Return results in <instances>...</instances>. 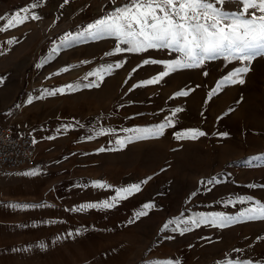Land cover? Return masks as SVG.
I'll return each mask as SVG.
<instances>
[{
	"label": "rangeland",
	"instance_id": "1",
	"mask_svg": "<svg viewBox=\"0 0 264 264\" xmlns=\"http://www.w3.org/2000/svg\"><path fill=\"white\" fill-rule=\"evenodd\" d=\"M36 2L0 0V17L5 18L0 26ZM127 2L39 0L30 10L39 19L0 31V126L35 136L37 166L26 170L35 171L30 176L37 203L46 205L38 207L36 223L0 233V264H264V220L226 227L201 224L183 234L172 230L175 224L163 229L169 220L238 216L255 201L264 203V160L251 159L264 155V56L250 65L222 57L205 61L149 85L143 82L166 69L143 61H172L180 54L168 49L117 53V47L128 45L111 36H85L61 46L66 34L76 36ZM223 8L237 10L230 3ZM245 65L250 71L242 74L243 84L226 85L208 98L223 77ZM97 71L103 79L89 75ZM69 84L78 87L46 94ZM180 91L189 94L176 96ZM178 108L182 111L173 115ZM169 120L157 138L123 148L116 144L133 135L125 129ZM191 129L206 135L177 138ZM95 181L110 187L97 188ZM133 184H140V191L117 199L111 208L75 210L111 202L117 189ZM241 197L252 201L241 204ZM146 204L154 207L144 209ZM140 211L147 215L137 218Z\"/></svg>",
	"mask_w": 264,
	"mask_h": 264
},
{
	"label": "snow or ice",
	"instance_id": "2",
	"mask_svg": "<svg viewBox=\"0 0 264 264\" xmlns=\"http://www.w3.org/2000/svg\"><path fill=\"white\" fill-rule=\"evenodd\" d=\"M225 3L234 4L237 10L229 11L223 8ZM39 5V0L28 7L17 11L6 19V25L0 26V31H6L9 28L18 27L29 19H39L40 17L32 14L31 9ZM0 19H5L0 17ZM85 36L98 39L105 36L116 37L122 44L128 45L126 48H116V52H143L148 49H168L180 54L179 59L172 61H149L144 60L143 64L162 63L165 71L158 76L144 81V84H156L163 77L170 73L184 68H196L204 64L205 61L224 58L231 62L233 60L243 62L253 61L256 57L264 56V0H128L123 6L115 8L114 11L106 16L96 20L86 26L83 32L76 36L66 34L60 41L61 46L69 47L76 41L82 40ZM13 43V41H8ZM57 51L52 49L53 54ZM111 54V53H109ZM236 68L227 76L223 77L217 83L216 89L209 93V99L217 94L224 86L230 84H243L245 81L242 74L250 71V66ZM41 65H37L40 67ZM122 65H116L121 67ZM65 68L62 71H68ZM110 71V69H105ZM135 71V69H134ZM99 79H103L100 71L89 73ZM207 75V73H205ZM139 86V85H137ZM77 86L72 84L47 91L49 96L57 93L63 94L66 90H76ZM85 87H98V84H88ZM186 91L177 92L176 96H187ZM33 102L32 98L27 100L28 104ZM182 109H175L173 115ZM171 121L167 124H160L155 127L125 129L126 132H132V136H126L116 140L120 148L125 147L128 143L135 140L157 138L163 134L166 126H170ZM100 133H98L99 135ZM206 133L199 129L188 130L183 136L177 138L197 139L205 136ZM222 135H227L226 133ZM98 151H105L100 148ZM253 161L264 160V155L251 158ZM29 174H36L35 171ZM148 179H151L149 177ZM211 182V181H209ZM94 186L97 188L110 187L104 182L95 181ZM147 183V180L142 181ZM202 183H204L202 181ZM140 191V184H133L127 188L117 189V195L110 201L101 203H90L81 205L76 211H83L90 208H111L117 199H124L134 192ZM252 201L251 197L239 198V203H248ZM46 205H27L13 204V208L43 207ZM152 204L144 205V209H151ZM147 215V211L136 213V217ZM264 220V203L255 201L252 207L245 208L238 216L225 215L223 213H212L200 215L191 221H181L179 218L169 220L164 224L163 229H168L169 225L175 224L173 231H179L183 234L191 230L190 226L199 227L201 224L212 226L226 227L242 221ZM132 221H130L131 223ZM183 223L184 228L180 225ZM72 236V233L68 234ZM57 240L60 237L56 238ZM41 249L46 244L41 242L38 245ZM239 251V250H236ZM159 264H173L172 261H163ZM227 264H233L228 261ZM236 264H252L251 261L236 262Z\"/></svg>",
	"mask_w": 264,
	"mask_h": 264
},
{
	"label": "crops",
	"instance_id": "3",
	"mask_svg": "<svg viewBox=\"0 0 264 264\" xmlns=\"http://www.w3.org/2000/svg\"><path fill=\"white\" fill-rule=\"evenodd\" d=\"M31 122L34 124V116ZM47 141L48 138L44 134L43 148H46ZM30 175L26 169L0 173V233H8L12 227L23 223H36L35 219L39 215L38 207H10L13 204L38 205L36 184L31 181Z\"/></svg>",
	"mask_w": 264,
	"mask_h": 264
},
{
	"label": "built area",
	"instance_id": "4",
	"mask_svg": "<svg viewBox=\"0 0 264 264\" xmlns=\"http://www.w3.org/2000/svg\"><path fill=\"white\" fill-rule=\"evenodd\" d=\"M38 162V143L30 133H12L0 126V173L32 169Z\"/></svg>",
	"mask_w": 264,
	"mask_h": 264
}]
</instances>
